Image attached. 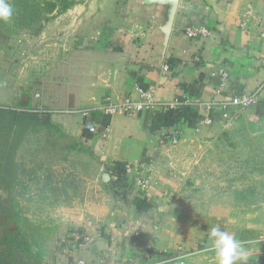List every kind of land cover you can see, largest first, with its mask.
<instances>
[{
	"label": "crops",
	"instance_id": "0c3cea01",
	"mask_svg": "<svg viewBox=\"0 0 264 264\" xmlns=\"http://www.w3.org/2000/svg\"><path fill=\"white\" fill-rule=\"evenodd\" d=\"M72 8L85 16L78 22L79 32L60 37L58 51L68 60L59 67L72 73L70 90L60 104L46 95L41 104L49 111H72L74 134L100 154L112 187L122 179L116 178L118 167L130 164L132 172L148 177L153 196L150 204L139 203L134 187H124L103 222L95 223L98 230L86 223L90 233H106L101 241L95 239L98 245L111 243L113 229L124 231L123 236L135 230L139 234L128 243L127 260L136 254L139 262L148 254L156 264H166L181 253L190 256L187 264H215L209 230L219 226L244 242L249 264H264V208L234 216H170L181 209L175 199L165 202L181 192L174 189L179 180L170 167L172 148L161 143L164 137L193 130L204 113L202 105L218 103L212 114L222 121L219 104L235 93L257 92L249 118L264 114V0H86ZM81 24L88 32H80ZM191 25L207 27L211 35L189 37L185 28ZM143 92H151L158 105L132 114L98 110L106 100H138ZM174 100L188 103L176 108L160 104ZM90 124L94 132L86 128ZM165 213L169 220L158 222L156 214ZM137 244L151 249L141 253Z\"/></svg>",
	"mask_w": 264,
	"mask_h": 264
},
{
	"label": "rangeland",
	"instance_id": "374dc122",
	"mask_svg": "<svg viewBox=\"0 0 264 264\" xmlns=\"http://www.w3.org/2000/svg\"><path fill=\"white\" fill-rule=\"evenodd\" d=\"M85 1L74 0L73 5ZM72 6L49 15L37 31L22 28L0 32V106L48 111L61 127L27 134L15 158L17 183L8 191L0 189V201L9 205L7 200L12 197L17 202L21 225L35 248L43 252L42 264H156L148 254L139 262L136 254L128 260L125 257L126 248H131L128 243L139 231L130 230L123 236L124 231L113 229L111 243L99 246L98 240L106 233H90L86 226L93 223L98 230L95 223L103 222L106 210L119 201L126 188L134 187L137 201L150 204L153 196L148 177V187L142 192L138 187L142 174L137 170L130 175L124 171L118 174V168L116 178L122 179L112 187L100 154L74 134L72 111L55 107L49 111L41 104L44 95L60 104L70 90L72 73L59 67L63 59L68 60L58 51L60 37L64 32H79L78 22L85 16L73 13ZM80 32L88 30L81 24ZM255 104L231 107L220 122L212 107L209 124L202 122L207 114L202 107L204 113L196 119L194 129L179 134L175 143H167L172 148L168 155L174 160L170 167L179 180L174 189L181 192V196L165 202L178 201L175 207L181 210L171 217L234 216L264 208V114L249 118L248 111ZM61 121L67 124L61 125ZM213 126L219 129H207ZM170 216L156 214V220L167 222ZM135 246L145 254L151 249ZM189 257L178 253L166 264H187Z\"/></svg>",
	"mask_w": 264,
	"mask_h": 264
},
{
	"label": "trees",
	"instance_id": "16d2710c",
	"mask_svg": "<svg viewBox=\"0 0 264 264\" xmlns=\"http://www.w3.org/2000/svg\"><path fill=\"white\" fill-rule=\"evenodd\" d=\"M9 2L13 4L14 14L10 21H0V32L22 28L37 31L49 15L69 9L74 0ZM59 128L48 111H23L0 106V189L8 191L17 183L19 168L15 158L27 134L44 129L58 131ZM118 168L120 172L117 173L124 174L123 167ZM7 201L9 205L0 201V264H42L43 252L35 248L27 229L21 225L17 202L12 197Z\"/></svg>",
	"mask_w": 264,
	"mask_h": 264
},
{
	"label": "built area",
	"instance_id": "2783aa9c",
	"mask_svg": "<svg viewBox=\"0 0 264 264\" xmlns=\"http://www.w3.org/2000/svg\"><path fill=\"white\" fill-rule=\"evenodd\" d=\"M185 33L189 37H207L211 35V31L204 26H187L185 28ZM164 69L166 70L167 67L165 66ZM219 74H221L223 77H226V72L224 70H219ZM258 93L257 92H239L235 93L232 96H230L226 101L221 102L219 107L221 108L223 112V116H228L227 110H229L231 107H239V108H248L251 105L255 104L257 102ZM188 101L179 102V101H172V102H165L160 103L169 106L170 108H176L179 105L187 104ZM158 104L154 101L153 95L151 92H143L141 93V97L138 100H134L131 98H124L120 100L117 103H112L106 100L105 103L98 106V110H101L104 113L112 114L117 111L125 112V113H137L139 111H142L143 109L153 108L154 106H157ZM214 105H218V103H210L206 104L205 109L207 110V114H205L203 118V123L209 124L212 122L210 110L211 108L215 107ZM88 111H84L83 115H87ZM86 128L90 132H94L95 128L92 124L86 125ZM176 137H164L161 140V143H175ZM123 170L125 173L130 175V172H132V166L130 164H125L123 166ZM138 187L143 192L148 187V181H146V178H141V180L138 181Z\"/></svg>",
	"mask_w": 264,
	"mask_h": 264
},
{
	"label": "clouds",
	"instance_id": "9594fccd",
	"mask_svg": "<svg viewBox=\"0 0 264 264\" xmlns=\"http://www.w3.org/2000/svg\"><path fill=\"white\" fill-rule=\"evenodd\" d=\"M13 14V4L9 0H0V21H10ZM209 239V251L214 255L215 264H249L245 244L234 233L214 226L209 230Z\"/></svg>",
	"mask_w": 264,
	"mask_h": 264
}]
</instances>
